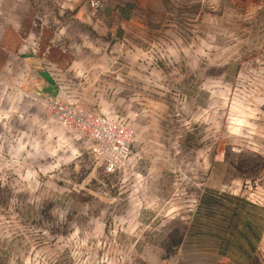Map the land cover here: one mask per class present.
<instances>
[{
    "label": "rangeland",
    "instance_id": "374dc122",
    "mask_svg": "<svg viewBox=\"0 0 264 264\" xmlns=\"http://www.w3.org/2000/svg\"><path fill=\"white\" fill-rule=\"evenodd\" d=\"M0 264H264V0H0Z\"/></svg>",
    "mask_w": 264,
    "mask_h": 264
},
{
    "label": "built area",
    "instance_id": "2783aa9c",
    "mask_svg": "<svg viewBox=\"0 0 264 264\" xmlns=\"http://www.w3.org/2000/svg\"><path fill=\"white\" fill-rule=\"evenodd\" d=\"M87 1L92 15L106 2ZM48 106L62 124L84 133L93 141V152L106 174L118 172L127 163L131 155L132 132L126 125L90 109L58 99L48 101Z\"/></svg>",
    "mask_w": 264,
    "mask_h": 264
}]
</instances>
